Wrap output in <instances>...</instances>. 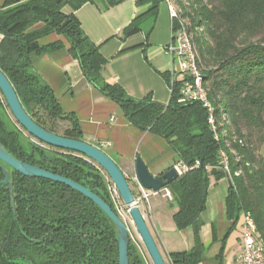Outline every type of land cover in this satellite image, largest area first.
I'll return each instance as SVG.
<instances>
[{"label":"trees","instance_id":"obj_1","mask_svg":"<svg viewBox=\"0 0 264 264\" xmlns=\"http://www.w3.org/2000/svg\"><path fill=\"white\" fill-rule=\"evenodd\" d=\"M106 1L108 6H116L123 0ZM164 1L136 0L138 6L148 9L124 30L123 37L138 32L148 16L158 15ZM93 2L25 0L8 2L0 11V69L26 112L48 132L60 135L54 125L58 121L68 124L62 137L84 141L77 119L62 111L58 96L32 66V54L65 47L62 41L41 46L40 40L52 34L62 36L88 83L116 102L132 125L165 139L178 163L189 168L167 188L178 206L175 225L180 231L192 229L195 247L189 252L171 253L172 264L204 261L200 218L206 210L212 179L230 182L227 235L244 214L250 215L257 239L264 245V0H177V4L170 0L180 19L188 24L198 50L197 64L213 105L217 138L208 110L200 102H182L183 80H173L170 72L163 74L171 89L167 105L151 96L134 99L120 85L106 82L103 73L109 61L86 36L75 14L64 12L67 6L77 11ZM178 23L173 22V30ZM1 97L0 143L6 151L21 162L83 185L100 195L117 214L105 171L80 154L33 138L8 117L2 101L9 107ZM221 112L226 121L220 127ZM221 151L228 155V171L220 165ZM197 161L201 166L194 168ZM3 165L10 173L17 222L10 187L0 184V264H119L116 226L96 204L65 185L27 177ZM4 179L0 169V181ZM129 259L130 264H147L132 243Z\"/></svg>","mask_w":264,"mask_h":264},{"label":"crops","instance_id":"obj_2","mask_svg":"<svg viewBox=\"0 0 264 264\" xmlns=\"http://www.w3.org/2000/svg\"><path fill=\"white\" fill-rule=\"evenodd\" d=\"M22 1L25 0H0V11L8 2ZM147 9L148 6H138L136 0H123L116 6H108L106 0H94L77 11L67 6L64 12L75 14L86 36L109 61L103 73L106 82L120 85L134 99L151 96L155 102L167 105L171 89L163 74L171 67L172 60L166 48L174 34L170 2L164 1L158 15L142 21L138 32L123 37L124 30ZM2 39L0 34V43ZM58 41L64 43L63 49L32 54V66L54 90L62 111L77 119L84 141L95 146L108 143L104 151L130 180L136 177L138 158L155 177L178 166L176 153L165 139L132 125L116 102L88 83L79 62L70 55L69 43L64 37L52 34L42 38L40 45L48 46ZM229 188L228 179L211 180L206 210L200 218L202 264H239L243 251V216L227 235ZM166 190L170 192L168 188L163 189L152 196L149 203L137 204L166 264H172L170 254L189 252L195 247V239L192 229H177L173 217L178 206L171 192V196H166ZM132 191L138 198L137 185L132 184ZM143 248L147 264H153Z\"/></svg>","mask_w":264,"mask_h":264},{"label":"water","instance_id":"obj_3","mask_svg":"<svg viewBox=\"0 0 264 264\" xmlns=\"http://www.w3.org/2000/svg\"><path fill=\"white\" fill-rule=\"evenodd\" d=\"M0 92L3 94L7 105L19 125L33 138L39 142L57 149L80 154L98 164L107 174L112 184L117 188L119 195L126 206L130 208L131 217L135 223L137 233L141 237L145 248L153 264H166L139 207L134 205L135 195L130 186L129 178L122 172L115 161L103 150L97 146L74 139L65 138L51 132H48L39 126L24 109L18 94L8 79L0 69ZM11 167L16 172L27 176L50 180L71 188L79 192L94 204H96L115 224L118 234L119 245V264H130L129 246L130 237L126 224L113 211L112 207L97 193H94L83 185L71 181L60 175H55L49 171L43 170L19 161L6 151L0 143V169L5 174V179L0 181L1 185H9L12 197V206L17 222L16 210L13 199V188L9 182V170L3 165ZM136 178L143 188L149 191L159 192L166 189L169 185L179 179L180 173L176 167H172L163 175L155 177L150 173L143 161L138 158L135 161Z\"/></svg>","mask_w":264,"mask_h":264},{"label":"built area","instance_id":"obj_4","mask_svg":"<svg viewBox=\"0 0 264 264\" xmlns=\"http://www.w3.org/2000/svg\"><path fill=\"white\" fill-rule=\"evenodd\" d=\"M171 16V12H170ZM172 23L175 21L174 17L171 16ZM166 53L171 57L172 63L170 67V74L172 75L173 80L177 78H181L183 80V84L180 90V98L184 103H194L200 102L209 112V123L212 127L210 121V111L205 105V101L200 96V91L198 87V78L193 74V69L191 65H189L188 59V51L187 45H184L181 40V31L179 28L174 30L173 38L170 44L166 48ZM109 144L105 142L99 143V149L102 150L107 147ZM220 165L224 169V158L222 153L220 152ZM201 166L200 162L197 161L195 163L194 168H199ZM178 169L180 176L184 174L189 168L184 164H179L176 166ZM210 167H207L209 169ZM131 184H135L138 187L139 196L135 197V202H139L141 206L143 204L149 203V200L152 196L158 195L159 192L149 191L142 187L139 183L138 179L135 177L131 179ZM108 191L111 196V200L115 206L117 211V215L120 219L126 224L130 243H132L140 252V254H144L145 245L141 239V237H137V231H135L134 227H132V217L126 216V206L122 201L117 188L112 184V182L108 186ZM166 196H171L170 192L166 190ZM242 232V244L243 251L239 258V264H264V247L261 246L259 241L256 240V236L252 234L250 226L247 225V217L246 214L243 215V224L241 228ZM146 249V248H145ZM144 257V256H143ZM148 263V262H146Z\"/></svg>","mask_w":264,"mask_h":264},{"label":"bare ground","instance_id":"obj_5","mask_svg":"<svg viewBox=\"0 0 264 264\" xmlns=\"http://www.w3.org/2000/svg\"><path fill=\"white\" fill-rule=\"evenodd\" d=\"M170 10H171V16L174 17V20L179 21L178 28L181 31L182 43H184V45H187L189 65H191V68L193 69V74L196 75V77L198 78V87H199V91H200V96H201V98L204 99L205 105H207V107H208V109L210 111V121L212 123L213 129H214V133H215L216 138H217V133H216V129H215V120H214V116H213V105H212V103L210 102V100L208 98V93H207V91H206V89L204 87V84H203V81H204L203 74H202V72L199 69L198 64H197L198 51L196 49L193 37H192L191 33L188 30V24L184 20H182V18L180 19L178 11L175 9V7L172 4H170ZM221 153H222L223 158H224V169L226 171H228L229 170L228 155L224 151H221ZM134 205L136 207H139L137 205V202H134ZM128 208L129 207H127V209ZM246 217H247V225L250 226L252 234L256 236V240L258 241V239H257V228H256V225H255V222H254V220L252 219V217L250 215H246ZM134 225H135V223H134ZM259 243H260V241H259ZM260 244H261L262 247H264V245L262 243H260Z\"/></svg>","mask_w":264,"mask_h":264},{"label":"rangeland","instance_id":"obj_6","mask_svg":"<svg viewBox=\"0 0 264 264\" xmlns=\"http://www.w3.org/2000/svg\"><path fill=\"white\" fill-rule=\"evenodd\" d=\"M170 2V0H167V2ZM172 1H174V2H176V4H177V0H172ZM170 4H172L171 2H170ZM173 5V4H172ZM174 6V5H173ZM175 7V6H174ZM175 9L177 10V8L175 7ZM178 11V10H177ZM197 49V48H196ZM198 51V50H197ZM1 97V96H0ZM3 97V96H2ZM1 97V99L3 100V98ZM2 105H3V107H4V110H5V112H6V114L8 115V117L9 118H11V119H13V120H15V118L13 117V115H12V113H11V111H10V109L8 110L7 109V107H6V104L4 103V101H2ZM220 115V117H218V124H219V126L221 127L222 125H224L225 124V121H226V116H225V113L223 112H221V113H219ZM2 118L5 120V121H7V119L4 117V116H2ZM16 121V120H15ZM218 124H216V126H217V130H218ZM54 125L56 126V130H57V133H59L60 135L59 136H62V134H63V132H64V130L68 127V124H66V123H61V122H58V121H55L54 122ZM213 129V128H212ZM214 132V131H213ZM215 134V133H214ZM218 134H219V132H218ZM35 141V140H34ZM108 179H109V177H108ZM110 180V179H109ZM138 205V204H137ZM126 216H131L130 215V209L128 208L127 209V207H126ZM132 227H134V229H135V231H136V228H135V225H134V222H133V220H132ZM137 236L138 237H140L139 235H138V233H137Z\"/></svg>","mask_w":264,"mask_h":264}]
</instances>
